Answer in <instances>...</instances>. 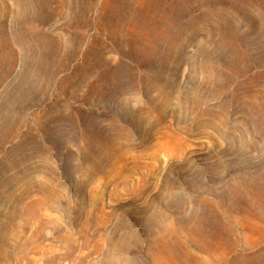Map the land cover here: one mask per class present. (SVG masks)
Masks as SVG:
<instances>
[{
  "label": "rangeland",
  "instance_id": "obj_1",
  "mask_svg": "<svg viewBox=\"0 0 264 264\" xmlns=\"http://www.w3.org/2000/svg\"><path fill=\"white\" fill-rule=\"evenodd\" d=\"M27 1L0 0V264L264 256V0Z\"/></svg>",
  "mask_w": 264,
  "mask_h": 264
},
{
  "label": "bare ground",
  "instance_id": "obj_2",
  "mask_svg": "<svg viewBox=\"0 0 264 264\" xmlns=\"http://www.w3.org/2000/svg\"><path fill=\"white\" fill-rule=\"evenodd\" d=\"M36 1V0H35ZM40 1V6H42V7H47L48 5H47V0H39ZM39 1H38V3H39ZM22 3V2H21ZM27 3H32V1L31 0H28L27 1ZM34 5V4H33ZM47 5V6H46ZM67 5V4H66ZM36 6V5H35ZM64 6V5H63ZM92 7V6H91ZM37 8V7H36ZM85 8V7H84ZM47 11V10H46ZM48 12V11H47ZM85 12H87V11H85ZM41 13V12H40ZM42 14V13H41ZM44 14V13H43ZM43 14H42V16H43ZM49 14V13H48ZM83 16H84V14H83ZM116 16V15H115ZM118 17V16H117ZM116 17V18H117ZM120 17V16H119ZM118 17V18H119ZM122 17V16H121ZM111 18V17H110ZM42 19V18H41ZM45 20V19H44ZM108 20V19H107ZM120 20V19H119ZM112 21V20H111ZM116 21V20H115ZM125 21V20H124ZM131 21V20H130ZM113 22H114V19H113ZM126 22V21H125ZM132 22V21H131ZM102 23V22H101ZM106 23V22H105ZM122 24H125V23H122ZM101 25H104V26H106L105 24H101ZM108 25L110 26V28H111V32H112V34H117V33H119L120 31H121V29L119 28V24H118V22L116 21V22H114V23H108ZM107 25V26H108ZM108 26V27H109ZM122 26H124V25H122ZM128 26V25H127ZM132 26V25H131ZM121 27V26H120ZM113 28V29H112ZM127 28V27H126ZM105 30V29H104ZM264 30V29H263ZM262 30V31H263ZM108 32V31H107ZM110 33V32H109ZM111 34V33H110ZM109 34V35H110ZM46 35V34H45ZM44 35V36H45ZM123 35V34H122ZM109 37H111V35L109 36ZM50 42V41H49ZM51 44V43H50ZM49 44V45H50ZM48 45V38L47 37H44L43 38V40L42 41H40L39 43H38V46H39V49H42L43 47H45V46H47ZM37 47V46H36ZM26 49H28V45H27V48ZM10 50V49H9ZM28 53V52H27ZM11 54V53H10ZM30 54V53H29ZM33 54V53H32ZM31 54V55H32ZM45 56V55H44ZM89 57V56H88ZM15 58V57H14ZM14 60V59H13ZM88 61V60H87ZM14 63V62H13ZM86 63V62H85ZM12 64V63H11ZM89 64V63H88ZM47 65V64H46ZM41 66V65H40ZM33 69V68H32ZM45 70V69H44ZM32 71V70H31ZM40 71V70H39ZM79 71V70H78ZM81 72V71H80ZM44 73H45V71H44ZM38 74H41V73H38V72H35V71H33V72H30L29 74H28V78H30L29 80H31L32 78H33V81L32 82H34L36 79H37V81L35 82V83H32L33 85H30V86H28V93L26 94L27 95V100H29V102L30 101H40V98H39V96L40 95H44L45 94V91H46V88H47V86L45 85V84H43V85H40V80H38V79H46L47 77H49V75L47 76L46 74H43V75H38ZM50 74V73H49ZM77 74V73H76ZM24 75H26V74H24ZM75 75V74H74ZM79 75V74H78ZM37 76H38V78H37ZM81 76V75H80ZM24 77V76H23ZM25 79V78H24ZM42 79H41V81H42ZM50 80V79H49ZM73 80V79H72ZM24 81V80H23ZM22 81V82H23ZM24 83V82H23ZM28 83V82H27ZM49 83V82H48ZM47 84V83H46ZM26 85V84H25ZM151 85V84H150ZM37 86H40V87H37ZM27 87V86H26ZM150 87V86H149ZM151 88V87H150ZM149 88V89H150ZM89 90H92V89H89ZM148 91V90H147ZM93 92V91H92ZM91 92V93H92ZM146 92V91H145ZM88 93H89V91H88ZM93 94V93H92ZM87 96H92L91 94L89 95H87ZM86 97V96H85ZM23 98V97H22ZM41 99H42V97H41ZM21 100V99H20ZM88 100H91V98L90 99H88ZM23 101H24V98H23ZM5 138V137H4ZM6 139V138H5ZM2 140V139H1ZM0 140V141H1ZM1 142H4L3 140L1 141ZM52 203V201L50 200V205H52L51 204ZM25 204V203H24ZM46 204H47V202H46ZM36 205H38V204H36ZM54 205V204H53ZM25 207H26V205H24ZM23 206V207H24ZM28 206H29V204H28ZM27 206V207H28ZM48 206V205H47ZM22 206H20V208H21ZM27 207H26V209H27ZM31 207V206H30ZM49 207V206H48ZM51 208H52V206H51ZM55 208V207H54ZM22 209V208H21ZM23 210H25L24 208H23ZM28 210V209H27ZM27 210H26V212H27ZM21 211V210H20ZM20 211H18V213L17 214H20L19 212ZM22 213H24V211L22 212L21 211V214ZM21 214H20V216H21ZM30 215H31V211H30V213H29ZM28 214V215H29ZM24 215V214H23ZM23 215H22V217H23ZM29 215V216H30ZM19 216V215H18ZM32 216V215H31ZM25 217V216H24ZM27 217V216H26ZM249 217H252L254 220H262V221H264V216L262 215V214H258V213H250L249 214ZM245 218V217H244ZM23 221H25V220H23ZM22 221V222H23ZM18 225V224H17ZM19 226H20V224H19ZM17 238H18V236H17ZM18 239H20V238H18ZM18 241H21V240H18ZM17 241V242H18ZM17 245V244H16ZM16 245H15V247H16ZM204 246V245H203ZM208 246V245H207ZM15 247H13V248H15ZM20 247V246H19ZM212 246H210V247H206L205 246V249H204V251H205V253H207L209 256L210 255H212L211 257H213L214 256V259H209L208 261L209 262H207L206 264H217L218 263V261L220 260V259H224V253H222L223 251H222V249H221V251L222 252H220V250L219 251H215V250H217V249H214V248H211ZM18 248V247H17ZM202 248V247H201ZM217 248H220V247H217ZM1 249V248H0ZM3 250V249H2ZM1 250V251H2ZM12 250V249H11ZM12 251H14V250H12ZM11 251V252H12ZM21 251V250H20ZM201 251V250H200ZM204 251H202V252H204ZM225 251V250H224ZM4 252H5V250H4ZM15 252H17V251H14V253ZM22 252V251H21ZM1 253H3V252H1ZM13 252H12V254H14ZM20 252H18V254H19ZM23 254H24V252H22ZM204 253V254H205ZM12 254H11V256H12ZM21 254V253H20ZM22 255V254H21ZM25 255V254H24ZM249 256V255H248ZM9 257V256H8ZM262 257H264L263 255L261 256L260 254H256V255H251V261H248L249 262V264H261V261H263L264 259L262 258ZM1 259H2V257H0ZM3 258H5V257H3ZM246 260H248L247 259V256H245L244 254H241V255H239V256H236V257H234L230 262H229V264H245V262H247ZM203 263V262H202ZM205 263V262H204Z\"/></svg>",
  "mask_w": 264,
  "mask_h": 264
}]
</instances>
